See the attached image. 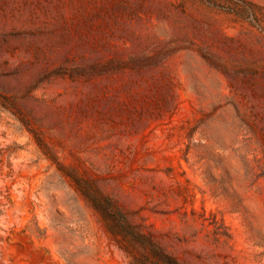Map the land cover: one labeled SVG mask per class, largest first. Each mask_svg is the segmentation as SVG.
Instances as JSON below:
<instances>
[{
    "label": "rangeland",
    "instance_id": "1",
    "mask_svg": "<svg viewBox=\"0 0 264 264\" xmlns=\"http://www.w3.org/2000/svg\"><path fill=\"white\" fill-rule=\"evenodd\" d=\"M155 246L264 264V0H0V264Z\"/></svg>",
    "mask_w": 264,
    "mask_h": 264
},
{
    "label": "trees",
    "instance_id": "2",
    "mask_svg": "<svg viewBox=\"0 0 264 264\" xmlns=\"http://www.w3.org/2000/svg\"><path fill=\"white\" fill-rule=\"evenodd\" d=\"M98 211L101 214V217L103 218L104 221H109L108 217H109V211L107 210V208L105 207H98ZM117 226H115L114 222H112V224H109L108 222V229H110V231H112L113 234L117 233V231L115 230ZM153 254L155 257V263L158 264H180L177 260H175L172 256L168 255L167 253H165L160 247L155 246L153 249ZM133 264V263H132ZM144 264H147V262H144Z\"/></svg>",
    "mask_w": 264,
    "mask_h": 264
}]
</instances>
